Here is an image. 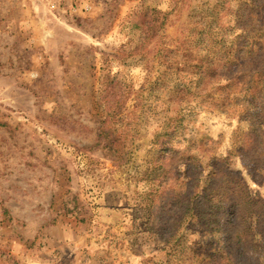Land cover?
I'll return each instance as SVG.
<instances>
[{"label": "rangeland", "instance_id": "rangeland-1", "mask_svg": "<svg viewBox=\"0 0 264 264\" xmlns=\"http://www.w3.org/2000/svg\"><path fill=\"white\" fill-rule=\"evenodd\" d=\"M259 1L0 0V264H182L211 252L218 229L196 216L179 220L175 252L157 231L148 193L162 178L155 159L169 119L181 120L172 152L204 165L228 156L264 200V171L239 155L258 125L248 112L264 68L238 84L242 61L206 75L186 56L235 50L240 34L250 63L263 37ZM111 110L112 153L99 137ZM186 168L178 163L180 176L168 177L178 192ZM248 217L251 255L264 264Z\"/></svg>", "mask_w": 264, "mask_h": 264}, {"label": "trees", "instance_id": "trees-1", "mask_svg": "<svg viewBox=\"0 0 264 264\" xmlns=\"http://www.w3.org/2000/svg\"><path fill=\"white\" fill-rule=\"evenodd\" d=\"M251 1L255 5L261 6L262 2L259 0ZM253 17L250 14L247 16L241 13L240 21H250L251 23ZM149 34V26L145 23L146 41H148ZM261 34L263 37L258 41L257 52L250 63L247 62L246 56L241 54L242 49L246 48L248 40L240 34L236 37L239 42L235 50L218 47L215 52L202 54L188 48L186 56L188 59L197 61L193 66L195 69L204 67L206 75L213 67H220L234 62V60H240L242 61L240 70H238L240 77L236 82L242 84L243 74H251L252 78L264 68V30ZM233 52L235 55L232 58ZM244 53L250 54L246 50ZM252 95L255 102H251L248 118L258 125L255 130L244 133L240 142L239 155L243 159L246 158L245 160H250L253 163L251 170L255 174H259L260 171H264V131L261 128L264 125V84L261 92ZM117 115L118 111L111 110L110 114L102 121L99 131L103 147L107 148L110 153L116 151L114 146L118 144V138L112 130L105 127V124L109 125ZM180 124L181 120L178 118L176 120L169 119L165 124L164 132L158 136L163 138L157 143L159 152L155 162L157 163L156 168L161 169L163 173L162 178L157 182L158 186L148 193L150 208L157 215H161L157 231L164 237L165 244L172 247L175 252L181 245L178 236L179 220L185 216H196L200 218L199 220L204 226H215L220 234V239L211 252L199 256L200 258H196L197 260L190 258L186 261L187 263L182 262V264H263L262 261L251 255L252 228L248 222V216L254 218L256 231L264 242V200L250 191L239 171L232 169L228 156H210L204 165L198 157L184 155L179 150L172 152L170 141L176 136ZM182 162L187 164L186 176L184 189L182 192H178L170 186L168 177L172 174L176 177L180 176V173L175 171V165ZM206 168L209 170V186L200 189L199 182ZM199 199H202L203 203L197 207ZM156 203L159 205L156 206ZM170 218H174V223H165V220L169 221Z\"/></svg>", "mask_w": 264, "mask_h": 264}]
</instances>
